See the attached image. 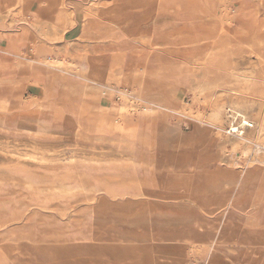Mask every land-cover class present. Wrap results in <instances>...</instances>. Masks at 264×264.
Returning a JSON list of instances; mask_svg holds the SVG:
<instances>
[{"label": "rangeland", "instance_id": "374dc122", "mask_svg": "<svg viewBox=\"0 0 264 264\" xmlns=\"http://www.w3.org/2000/svg\"><path fill=\"white\" fill-rule=\"evenodd\" d=\"M2 13L0 264H264V0ZM106 172L129 176L94 189Z\"/></svg>", "mask_w": 264, "mask_h": 264}, {"label": "crops", "instance_id": "0c3cea01", "mask_svg": "<svg viewBox=\"0 0 264 264\" xmlns=\"http://www.w3.org/2000/svg\"><path fill=\"white\" fill-rule=\"evenodd\" d=\"M7 81H9L8 82L9 85H13V88H16L22 82V76L20 74L19 78H10V79H4V78H2L0 76V87L5 85V82H7ZM116 174H118V173H114V172L113 173L112 172L101 173L100 176L98 177V179H96L94 181V189H97V187L99 185H101V182H103V181L107 185L111 186V184L113 185V183H117L118 184L120 182L126 181V179L129 176V175H124V177H122V179H121V178H118L116 176ZM133 176H135V175H133ZM136 176H138V175H136ZM116 177L118 179H116ZM140 189H139V192H140ZM111 190H113V188ZM239 190H241L242 192H246L247 188L243 187V188H241ZM119 193L122 194V195L125 194V192H123L121 190H116L114 192L115 195H117ZM110 196H112L111 193H110ZM226 223H230V222H226ZM225 228H226V230L224 231V236L223 235L220 236L221 237L220 241L224 242V243H227V245H226L227 251L232 253V252L235 251V247L229 242H232V241L236 240L237 234H238V232H237L238 230L235 229L233 224H229V225L226 224ZM203 243H204L203 246H205V242H203ZM248 246L252 247V248H249ZM206 247L208 249H210V244L206 245ZM245 247H247L248 250L253 251L255 254H258V255L264 253V247L263 246H254L252 244H249V245L246 244ZM232 264H247V263H245L243 261L235 260V261L232 262Z\"/></svg>", "mask_w": 264, "mask_h": 264}, {"label": "bare ground", "instance_id": "6f19581e", "mask_svg": "<svg viewBox=\"0 0 264 264\" xmlns=\"http://www.w3.org/2000/svg\"><path fill=\"white\" fill-rule=\"evenodd\" d=\"M181 1V0H180ZM199 1V0H198ZM200 5V4H199ZM24 7V5H22L21 7H20V11H23V8ZM180 8V7H179ZM199 9V8H198ZM201 10V9H200ZM231 10V9H230ZM229 7L228 6H224V7H222V15H221V23H228V22H230V18H229ZM197 11V10H196ZM194 12V11H193ZM203 12V11H202ZM205 13H206V11H205ZM2 14H3V16H2ZM2 14H0V18L1 17H4V14L5 13H2ZM209 14V13H208ZM232 14V13H231ZM211 17V16H210ZM61 18H62V15H59V19H60V21H61ZM214 18V17H213ZM2 20H3V18H2ZM219 20V19H218ZM36 24V27H38V29H41L42 27H45V26H41V25H39V24H37V23H35ZM53 24V23H52ZM231 24V23H230ZM46 28V27H45ZM43 29V28H42ZM228 30V29H227ZM44 32V31H43ZM59 32V31H58ZM57 32V33H58ZM90 32H92V31H90ZM262 41V40H261ZM71 44H73V43H71ZM88 45V44H87ZM76 46V45H75ZM74 45H73V47H75ZM72 47V48H73ZM84 47V46H83ZM67 49H68V47H66ZM82 48V47H81ZM64 49V48H63ZM65 51V50H64ZM78 51V50H77ZM87 51V50H86ZM208 52V51H207ZM207 54V53H206ZM49 56V55H48ZM50 57V56H49ZM72 60V59H71ZM42 61H47V62H52V58H43V60ZM62 61V60H61ZM205 61V60H204ZM64 62V61H63ZM73 62V61H72ZM60 63V62H59ZM61 64V63H60ZM63 64V63H62ZM59 66H61V65H59ZM63 66H64V64H63ZM119 72V71H118ZM146 72V70L144 69V71H143V74ZM182 72V71H181ZM148 78H144L143 80H147ZM53 80V79H52ZM51 80V81H52ZM148 80H150V79H148ZM150 81H154V80H150ZM170 90H173V89H169L168 91H170ZM176 90V92H177V97H179V94L181 93V89H175ZM160 93H162V92H160ZM118 95H119V97H122L123 96V94L124 95H128V93L126 92V91H121V93H117ZM124 98V97H123ZM140 100H141V98H139ZM126 103V102H125ZM139 103L138 104H136L134 107H139ZM86 112V111H85ZM82 114H83V112H82ZM260 118V117H259ZM259 123H261V122H259ZM263 127H264V123H263ZM14 128V127H13ZM258 128V127H257ZM261 130V129H260ZM76 131V130H75ZM256 133V132H255ZM257 136V135H256ZM62 138V137H61ZM240 138V137H239ZM230 139H231V137H230ZM233 139V138H232ZM59 140H61V139H59ZM252 141V140H251ZM256 141V140H255ZM126 143H128V142H126ZM125 143V144H126ZM251 144V143H250ZM260 145L259 147H258V151H259V149L262 147L261 145H264V137L263 138H261L260 139V142L259 143H257V145ZM247 145V144H246ZM245 146V145H244ZM245 148V147H244ZM242 151V150H241ZM29 156V155H28ZM43 157V156H42ZM41 157V158H42ZM47 158V157H46ZM44 160V159H43ZM63 160V159H62ZM46 161V160H45ZM32 162V161H31ZM64 162V161H63ZM38 163V162H37ZM40 163V162H39ZM43 163V162H42ZM4 178H6V177H4ZM18 179V178H17ZM56 206V205H55ZM57 207V206H56ZM59 208V207H58ZM71 222H73V221H71ZM73 227H74V225H73ZM61 229V228H60ZM107 240V239H106ZM36 242V241H35ZM94 242V241H93ZM18 243V242H17ZM74 244V243H73ZM100 244V243H99ZM18 245V244H17ZM95 245V244H94ZM207 245V244H206ZM213 245V244H212ZM18 247V246H17ZM249 247V246H248ZM249 248H252V247H249ZM103 252V251H102ZM75 261V260H74ZM114 262V261H113ZM80 263V262H79Z\"/></svg>", "mask_w": 264, "mask_h": 264}, {"label": "built area", "instance_id": "2783aa9c", "mask_svg": "<svg viewBox=\"0 0 264 264\" xmlns=\"http://www.w3.org/2000/svg\"><path fill=\"white\" fill-rule=\"evenodd\" d=\"M238 119H239V117H238L237 119H234V122L231 121L230 123H231L232 125H234V126H238V125H237V123H238ZM238 127H239V126H238ZM227 129H228L229 131L232 130L231 125L228 124Z\"/></svg>", "mask_w": 264, "mask_h": 264}]
</instances>
